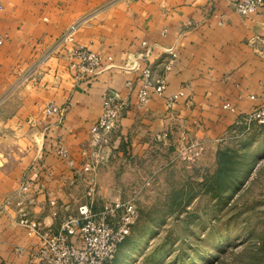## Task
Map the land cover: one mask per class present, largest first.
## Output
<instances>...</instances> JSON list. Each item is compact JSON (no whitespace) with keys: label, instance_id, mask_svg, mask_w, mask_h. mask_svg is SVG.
<instances>
[{"label":"crops","instance_id":"obj_1","mask_svg":"<svg viewBox=\"0 0 264 264\" xmlns=\"http://www.w3.org/2000/svg\"><path fill=\"white\" fill-rule=\"evenodd\" d=\"M78 22L74 40L62 41ZM79 44L112 57L97 77L73 65ZM147 66L167 89L140 105L127 83ZM263 85L264 7L243 15L234 0H0V259L43 264L31 257L41 237L18 222L23 208L55 230L88 200L83 167L108 91L123 104L113 133L134 150L158 137L215 156L261 104ZM50 104L63 111L48 114ZM58 141L73 165L56 153Z\"/></svg>","mask_w":264,"mask_h":264},{"label":"rangeland","instance_id":"obj_2","mask_svg":"<svg viewBox=\"0 0 264 264\" xmlns=\"http://www.w3.org/2000/svg\"><path fill=\"white\" fill-rule=\"evenodd\" d=\"M149 143L134 150L112 133L88 171L95 209L115 200L140 209L114 264H264V126L237 124L215 156L158 137Z\"/></svg>","mask_w":264,"mask_h":264},{"label":"built area","instance_id":"obj_3","mask_svg":"<svg viewBox=\"0 0 264 264\" xmlns=\"http://www.w3.org/2000/svg\"><path fill=\"white\" fill-rule=\"evenodd\" d=\"M236 11L243 15L257 14L264 7V0H234ZM80 23L72 24L62 41H73ZM72 54L77 59L73 65L82 73L90 74L92 78L98 76L107 58L79 44ZM130 87L136 88V103L147 104L155 96H163L167 89V80L163 75L155 74L147 66L140 69L136 85L129 81ZM180 92L166 96L168 106L172 107L179 98ZM252 98L257 97L252 95ZM230 104H225L229 107ZM102 114L91 128L90 161L83 170L92 171L104 159L103 150L108 146L109 137L114 132L121 117L123 104L117 92L110 90L106 93ZM63 108L50 104L46 108L48 114L62 112ZM246 130L256 124L264 126V85L262 102L251 112L241 117ZM56 153L73 165L67 148L61 141L57 142ZM29 184L22 185L24 192L28 191ZM96 193L95 179L89 182L87 195L92 197ZM55 204V201H51ZM94 200L84 202L77 208V215L63 218L57 229L46 228L26 209L21 210L19 224L31 235L41 237L42 244L31 250V257L43 264H114L118 250L126 237L131 233L133 225L140 217V209L135 201L115 200L106 203L100 210L95 209ZM74 235L80 238V244L73 242ZM0 264H6L0 259ZM33 264V263H31Z\"/></svg>","mask_w":264,"mask_h":264},{"label":"trees","instance_id":"obj_4","mask_svg":"<svg viewBox=\"0 0 264 264\" xmlns=\"http://www.w3.org/2000/svg\"><path fill=\"white\" fill-rule=\"evenodd\" d=\"M222 173H223L222 170H219L217 172V181H218V176L220 177L222 175ZM224 185H225L224 183H220L219 186H218V188L221 189L222 187H224Z\"/></svg>","mask_w":264,"mask_h":264}]
</instances>
